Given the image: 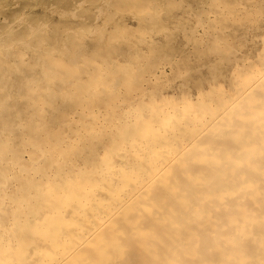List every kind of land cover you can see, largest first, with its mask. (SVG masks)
<instances>
[{"label": "rangeland", "instance_id": "obj_1", "mask_svg": "<svg viewBox=\"0 0 264 264\" xmlns=\"http://www.w3.org/2000/svg\"><path fill=\"white\" fill-rule=\"evenodd\" d=\"M257 82L264 0H0V264H53L93 238L95 220L108 225L151 170Z\"/></svg>", "mask_w": 264, "mask_h": 264}, {"label": "bare ground", "instance_id": "obj_2", "mask_svg": "<svg viewBox=\"0 0 264 264\" xmlns=\"http://www.w3.org/2000/svg\"><path fill=\"white\" fill-rule=\"evenodd\" d=\"M14 32L12 33L14 34ZM15 39L16 38H14V40ZM10 51L11 50H9V52ZM89 73L91 74V72ZM19 80L21 81V79ZM259 83L260 82H257L256 86L250 88L245 95L243 94L240 98L236 99V101L237 100L239 101L238 102L235 101L236 103L234 102L235 104L232 108L227 107L224 110L220 109L216 113V119L213 122L211 120L207 124H205V128L203 127L204 130H202L201 132L197 133L194 137H192L191 141L189 139L188 141L189 143L184 144L182 145V147H180L182 148V150H180L181 152L179 157L177 158L173 157L172 159L165 158L161 166L157 167L155 170L154 169L151 170L148 178L139 185H137L136 190L131 196L127 197L121 202L119 201V204L116 205V208L113 212L111 211L113 208L110 210V213L112 212L111 216H113V218L108 225H106L107 223L104 224V222H100L101 220L100 221L95 220L94 221L95 226L92 227L93 229H95L92 234V236L94 237L90 238L89 236L88 237L86 236L85 239L76 240L73 244L71 243L72 246L68 250L66 249L67 251L63 256L57 257L53 262V264H235V263L237 264L238 260L236 262V258L238 256H243L244 258L246 257L247 261H245L246 263L243 262L244 264H249L248 262H250L251 264L252 260L257 261V263L261 262V264H263L264 263V83H262L263 96L258 95V92L261 89ZM21 112L20 114H22ZM14 116L15 115H13V117ZM31 125L35 126L33 124ZM9 128L11 127L9 126ZM27 129L29 130V128ZM19 130L21 131V129ZM17 136H19V134ZM32 137H34V135ZM32 137L29 139H32ZM26 139H28V137ZM2 141L4 140L2 139ZM34 142L36 143V141ZM38 146L37 148L34 149L38 150V148L40 149L42 148ZM51 151L54 153L53 150ZM16 153H18V150L16 151ZM12 155L15 156L17 154L15 155L12 154ZM44 155L45 154H43V156ZM27 160H31L30 157ZM28 162L27 165L30 166ZM12 163L14 164L13 161ZM26 170L27 169H25V171ZM30 170L32 171L33 169ZM7 175L9 176V174ZM11 178L13 180V177ZM0 179L2 181L1 176ZM9 182H7V184ZM32 185H34V183L31 184V187ZM42 191L44 190L42 189ZM80 192H82L81 189ZM42 193L43 192H41V194ZM240 193L242 194L240 195ZM243 194H245L246 196ZM240 196L243 197L245 196V199L243 198L244 200L240 199L242 201L241 202L239 201V203L243 204L242 205L243 207H241V205L238 203L239 198H242ZM35 197L36 196H34V198ZM237 197L238 199L236 200L235 198ZM247 198L250 200H247ZM237 206L242 210H244L243 213L241 212L242 210L239 209ZM17 209L18 208H16V210ZM40 212L42 213V211ZM45 218L47 219V216ZM30 219L31 218H29V220ZM259 220H261V223H259L260 222ZM9 225H11V223ZM14 227L15 230L16 226ZM13 234L15 235V233ZM27 235L29 236V234ZM27 235L25 236L27 237ZM17 239H19V237ZM56 239L58 238L56 237ZM52 246L54 247L53 244ZM2 249H4V247ZM1 255L2 254L0 253V256ZM255 258L258 259L260 258L259 260L261 261L258 262V260H255ZM232 259L235 260V263L234 260ZM239 259H240L239 262H241V258ZM231 261H233V263ZM12 263H14V261ZM243 263L241 262L239 264H243Z\"/></svg>", "mask_w": 264, "mask_h": 264}]
</instances>
